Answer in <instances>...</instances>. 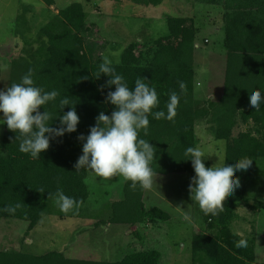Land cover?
Returning a JSON list of instances; mask_svg holds the SVG:
<instances>
[{
	"label": "trees",
	"instance_id": "16d2710c",
	"mask_svg": "<svg viewBox=\"0 0 264 264\" xmlns=\"http://www.w3.org/2000/svg\"><path fill=\"white\" fill-rule=\"evenodd\" d=\"M42 1L51 6L56 0ZM161 1L142 0L147 4ZM191 1L223 9L226 56L220 93L216 96L206 93L203 97L195 93L194 56L199 28L191 15H167L166 34L131 41L123 49L118 63H113L129 87L134 86L138 77H146L155 85L160 103L153 111H167L170 92L175 91L179 96L172 120H157L149 115L147 132H139L141 138L156 148L152 162L155 174H194L191 160L184 159V152L190 146H197L196 125L202 121L215 139L226 140L225 161L242 157L252 159L247 170L233 173L240 178V186L226 195L224 207L215 215H205L197 204L205 230L192 235L191 264L255 263L257 232L243 235L234 231L232 224L239 216L241 205L254 212L264 208V105L257 111L248 103V90L264 89V0ZM27 11L24 7L14 23V34L24 45L22 53L10 62L8 86L13 81L19 82L31 68L37 86L59 93L55 100L39 106L41 112L46 108L56 116L50 125L58 127V115L73 106L80 117L76 131L50 139L49 148L38 159L19 150L17 134L5 124L0 148V209L17 203L20 207L15 213L0 211V220L22 219L28 222V230H31L44 214H55L59 218L91 217L88 169L74 168L82 154L83 141L78 136L89 133L100 112L111 114L115 106L106 101V95L115 85H107L110 77L99 73L108 43L94 36L98 26L88 21V12L82 2L73 1L49 16L31 41L26 36L30 31ZM33 42L37 44L35 48ZM180 82H183V89ZM63 97L73 105L61 109L59 101ZM130 183L125 180L122 198L107 205L111 222L135 228L133 226L138 223L163 225L170 220L171 214L161 206L147 208L146 190L139 186L132 189ZM58 188L78 201V210L60 211L54 200ZM98 223L100 221L95 222ZM241 236L247 240L245 248L235 246L234 242ZM160 261L161 253L157 249L127 253L116 261L68 257L62 250L35 255L0 249V264H161Z\"/></svg>",
	"mask_w": 264,
	"mask_h": 264
},
{
	"label": "rangeland",
	"instance_id": "374dc122",
	"mask_svg": "<svg viewBox=\"0 0 264 264\" xmlns=\"http://www.w3.org/2000/svg\"><path fill=\"white\" fill-rule=\"evenodd\" d=\"M73 1L82 2L88 12V21L97 24L94 36L99 41H107L103 56L108 55L113 62L120 60L123 49L131 41L166 34L167 15L193 16L199 28L194 56L195 93L203 97L206 93L216 96L221 92L226 56L223 9L191 0H162L157 4L142 0H56L51 6L42 0H0V88L8 86L12 58L22 53L24 43L15 36L14 23L24 7L28 8L26 15L30 29L26 36L31 41L49 16ZM32 46L35 48L36 42ZM4 130L5 124L0 125V148ZM196 134V147L205 153L206 165L215 163L218 155L225 158L226 140L215 139L204 121L196 125ZM156 175V182L146 192L144 201L147 208L159 205L171 214L170 220L159 231L157 227L153 229V224L138 223L133 226L135 228L131 227L134 232L130 234L127 224L111 222L107 205L122 198V185L126 179L122 176L100 178L88 169L91 217L59 218L55 214H44L31 230L25 220L1 219L0 249L35 255L62 250L68 257L109 261L119 260L134 251L157 249L161 253V264H191L192 235L205 230L197 204L189 193L191 177L195 173ZM238 213L232 224L233 230L243 235L257 232L255 263L264 264V208L254 212L241 205ZM96 221L100 223L96 225Z\"/></svg>",
	"mask_w": 264,
	"mask_h": 264
},
{
	"label": "clouds",
	"instance_id": "9594fccd",
	"mask_svg": "<svg viewBox=\"0 0 264 264\" xmlns=\"http://www.w3.org/2000/svg\"><path fill=\"white\" fill-rule=\"evenodd\" d=\"M99 73L110 77L107 85H115V89L109 90L106 95V101L115 107L110 115L100 112L96 124L90 126L86 136L79 134L78 139L83 141L82 154L74 168L89 169L97 177L105 179L122 176L131 181L129 187L132 189L139 186L143 190H151L157 179L152 167L156 148L141 138L139 132H147L149 115L157 120H172L176 115L179 96L175 91L170 92L167 111H153L160 103L159 95L155 85L150 84L146 77H138L134 86L129 87L108 55L102 57ZM179 86L183 89V82ZM262 93L264 89L260 87L248 90V103L257 111L264 105ZM58 95L55 89L46 91L37 86L31 68L20 77L19 82L13 81L10 86L0 88V125L6 124L8 129L14 131L17 134L15 139L19 140V150L34 159L40 158L41 153L49 148L50 139L77 129L80 117L74 106L58 115V127L50 125L56 116H52L46 108L43 112L39 110V106L55 100ZM59 104L61 109L65 105H73L67 97L61 98ZM184 156V159L191 160L195 173L189 184L191 199L205 215H215L224 207L226 195L232 194L240 186V178L233 173L247 170L252 163L248 157L227 162L218 155L215 163L206 165L203 160L205 153L199 147L192 146L185 149ZM54 200L62 212L67 213L74 208L78 210V201L66 195L62 189L56 190ZM19 207L18 203L9 204L0 211L15 213ZM234 243L237 248L247 247V240L243 236Z\"/></svg>",
	"mask_w": 264,
	"mask_h": 264
},
{
	"label": "crops",
	"instance_id": "0c3cea01",
	"mask_svg": "<svg viewBox=\"0 0 264 264\" xmlns=\"http://www.w3.org/2000/svg\"><path fill=\"white\" fill-rule=\"evenodd\" d=\"M207 39H205V41H206ZM148 190H146V192H147ZM146 194V193H145ZM127 226V225H126ZM152 227H153V229L155 228L156 229V227H157V230L159 231V230H161V228L163 227V225H155V224H153L152 225ZM131 229V230H130ZM127 231H129V233L131 234V233H133V229L128 225V229H127ZM192 239V238H191ZM257 248H258V239H257V245H256V262H257V257H258V255H257ZM253 264H256V263H253Z\"/></svg>",
	"mask_w": 264,
	"mask_h": 264
}]
</instances>
